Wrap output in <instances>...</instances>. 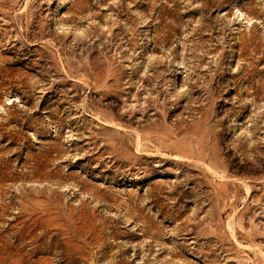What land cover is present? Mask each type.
Returning <instances> with one entry per match:
<instances>
[{
  "label": "rangeland",
  "instance_id": "1",
  "mask_svg": "<svg viewBox=\"0 0 264 264\" xmlns=\"http://www.w3.org/2000/svg\"><path fill=\"white\" fill-rule=\"evenodd\" d=\"M0 264H264V0H0Z\"/></svg>",
  "mask_w": 264,
  "mask_h": 264
}]
</instances>
